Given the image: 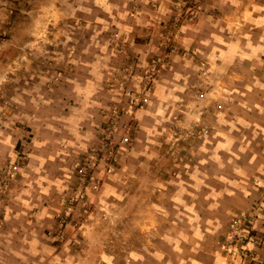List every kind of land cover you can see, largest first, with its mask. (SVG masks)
I'll list each match as a JSON object with an SVG mask.
<instances>
[{
  "label": "crops",
  "instance_id": "obj_1",
  "mask_svg": "<svg viewBox=\"0 0 264 264\" xmlns=\"http://www.w3.org/2000/svg\"><path fill=\"white\" fill-rule=\"evenodd\" d=\"M10 1L0 0V30ZM46 1L59 5L53 19L77 23L90 41L71 45L63 25L62 41L46 51L59 80L51 81L52 68L46 81L38 63L24 83L15 76L13 92L4 81L0 162L26 124L35 135L4 199L0 264H238L221 248L228 221L264 205V0H207V10L181 26L176 51L140 107L105 85L125 71L127 84L139 86L142 70L130 71L164 52L160 23L169 0ZM111 28L125 39L115 49L103 36ZM14 30L21 36L23 23ZM186 48L198 56L184 55ZM129 54L132 67L121 71L120 56ZM110 103L131 119L130 141L102 188L90 191L103 210L79 226L70 222L57 241L58 199L72 189L67 165L96 141L109 119L101 107ZM191 127L206 131L179 135ZM255 223L264 229L263 218Z\"/></svg>",
  "mask_w": 264,
  "mask_h": 264
},
{
  "label": "rangeland",
  "instance_id": "obj_2",
  "mask_svg": "<svg viewBox=\"0 0 264 264\" xmlns=\"http://www.w3.org/2000/svg\"><path fill=\"white\" fill-rule=\"evenodd\" d=\"M53 1H50L49 3L46 0H11L10 3H7L5 7L8 10V13H10L9 19L5 24V27H3L0 30V95L2 93L4 83L9 81L10 84L6 88L5 91L13 92V84H14V78L15 76L21 77V81L24 83L26 78L27 80L30 79V72L31 67L35 64L40 65V74L42 76H45V79L47 81V74H49L50 70L54 68L53 74L50 75L51 81H57L60 79V73L56 71V67H50V65L46 62L48 60L47 58V49L53 50L55 49L53 45L57 43H60L62 41L61 33L63 31V25L65 29H68L70 31V43L71 45H77L78 40H81V44L88 43L90 41L89 35L81 36L78 34V28L83 29V27H78V24L72 22V21H62L59 19H53L51 13L56 12L58 10L59 5L52 3ZM156 4V3H155ZM207 0H169L167 5V16L165 17V20L161 21V37L165 40V50L161 55H154L150 58H148L145 62V68L143 67H132V63L134 58L133 54H129V56L121 55L124 58L119 64V67L121 71L126 68L132 67V70L130 71L131 74L135 75L137 77V73L141 72L139 70H142V79L139 82L138 87L131 86L127 84L126 77H125V71H122L123 74L120 73V75L113 80L108 79L106 82V87L108 91L116 92L120 91L122 95H127L126 90L130 89L133 96L136 98L137 104L128 105V107L136 106L140 107L142 104L147 103L148 98L147 95H150L152 86L154 81L159 77L160 72L164 69H160V71H157L156 74L152 75L150 78L147 77V70L151 66L152 59L155 57H159L165 54L169 46H172L174 48V51L177 49V38L179 33L181 32V26L185 24L186 22L192 21L198 17V15L201 12H204L207 10ZM17 17V18H16ZM17 23H23L24 25V31L23 34L15 35L14 26ZM114 28V27H113ZM59 32V34L57 33ZM81 33V32H80ZM107 33V35H106ZM119 30L116 29H108L107 32L103 35L108 39V41L111 43L112 49H115V46H121L123 40V36ZM108 44V43H107ZM109 46V45H108ZM88 48V46H86ZM119 47H117L118 50ZM77 49V48H75ZM121 50V49H120ZM173 51V52H174ZM171 52V53H173ZM184 55L189 56H198L196 49L186 48L183 49ZM122 53V52H121ZM170 53V54H171ZM77 54V51H76ZM93 49H88V55L92 56ZM123 54V53H122ZM3 56L6 57V63L3 59ZM71 56H74V52L71 53ZM170 56V55H169ZM170 60V59H169ZM168 60V63H169ZM5 63V65H4ZM2 64L4 66H2ZM168 65V64H167ZM47 66V69L45 67ZM49 77V78H50ZM5 81V82H4ZM5 91L4 94L5 95ZM201 94V93H200ZM145 97L146 101H143L142 98ZM128 102L130 97L128 96ZM115 104V103H114ZM111 103L104 107V111H110L108 114V118H114L113 113L117 111V116L115 117V121L117 123V127L114 131L115 138L119 140L124 135V129L122 127L123 123H129L130 129L128 130L127 134L130 137V134L133 130V124L129 120L125 121L124 117L122 116L125 111L121 110L118 106L112 105L110 107ZM108 107V108H107ZM29 110V108H26V111ZM112 111V113H111ZM101 112V111H100ZM29 113V112H28ZM122 114V115H121ZM113 116V117H112ZM107 120H102L100 123V127L98 128V135L96 138V141L92 144H88L80 150L81 152H78V154L75 155L74 163L70 162L68 166L67 174H69L70 170H72V174L70 175L71 178L68 180L69 186H73L74 176H75V169L77 163L80 161L82 155L88 151L89 147H92L96 144L98 141L100 134L102 133L104 127L107 125ZM206 131V130H205ZM195 136L199 137L203 133ZM35 135V132L32 128V126L25 125V128L23 129V133L21 136H19L14 150L13 154L10 157H7V159L0 162V225H2L3 221L6 220L5 214H6V208L4 206V199L6 198L7 193L10 192V189L14 187V184L16 180H19L21 171L27 166L28 164V157H29V151H30V143L33 139V136ZM179 135H182L180 132ZM178 135V136H179ZM182 137V136H181ZM180 138V136H179ZM178 138V139H179ZM129 140L126 143H120L119 152L116 157V161L113 162L111 165L110 170H104L102 167V162H99V165L96 169V172L99 174L101 170H103L101 176V185L99 186L97 190H100L102 186L105 184V178L108 174L112 173L117 164H118V158L120 154L125 151V147L129 143ZM72 184V185H71ZM91 191V190H90ZM89 191V202L93 205L92 210L87 215H79V210L76 208L74 211H72L70 214L65 215V212L67 211V205L71 197L72 189L70 192H61L59 199H58V205L59 210L54 215L55 218V228H54V234L55 240L57 241H64L65 240V226L69 223H66V225L63 227V232L59 231V223L62 217L64 215L66 216V220L68 221L71 219L73 225H80L81 223L87 221L90 218V214L96 212L99 208L98 202L90 195ZM80 206V204H77ZM103 210V209H102Z\"/></svg>",
  "mask_w": 264,
  "mask_h": 264
},
{
  "label": "built area",
  "instance_id": "obj_3",
  "mask_svg": "<svg viewBox=\"0 0 264 264\" xmlns=\"http://www.w3.org/2000/svg\"><path fill=\"white\" fill-rule=\"evenodd\" d=\"M173 51L174 48L169 46L164 55L152 59L151 66L147 70L148 78L167 66L170 59L169 55ZM126 93L130 97L129 105L137 104L131 90L127 89ZM142 100L146 101V98L143 97ZM113 116L114 118L108 119L109 121H107V125L96 144L88 148V151L82 155L76 165L72 193L65 212L67 216L76 208L81 216L87 215L92 210L93 205L89 202L88 195L90 190L95 191L101 185L100 174L103 170L99 174L96 172L99 162H102L104 170H110L111 165L116 161L120 143H126L130 138L127 134L130 129L129 123H123L122 125L124 135L119 140L115 138L117 111L113 113ZM204 131V128L196 130L191 127L185 130L182 129L180 132L184 137H195ZM77 204H80V206ZM255 208V216H251L246 210L235 211L231 215L227 229L222 236L221 248L223 252L228 256L239 259L238 264H264V229L258 228L255 223L259 217L264 219V205L258 204ZM65 215L59 223V231L62 232L66 223L72 222L71 219L67 221Z\"/></svg>",
  "mask_w": 264,
  "mask_h": 264
}]
</instances>
